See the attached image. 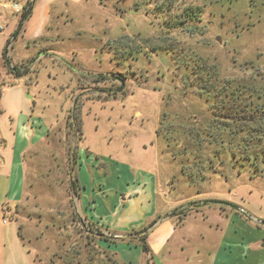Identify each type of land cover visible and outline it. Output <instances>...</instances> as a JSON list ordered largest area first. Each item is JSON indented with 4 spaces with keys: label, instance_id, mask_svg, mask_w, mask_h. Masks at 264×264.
<instances>
[{
    "label": "rangeland",
    "instance_id": "1",
    "mask_svg": "<svg viewBox=\"0 0 264 264\" xmlns=\"http://www.w3.org/2000/svg\"><path fill=\"white\" fill-rule=\"evenodd\" d=\"M49 1L39 8L34 0L17 37L19 16L0 44V264H84L91 256L112 264L94 252L83 219L121 238L102 241L118 262L153 264L149 241L161 240L166 223L180 228L198 199L237 206L251 215L243 218L250 229L264 228V162L167 128L207 122L201 88L214 93L221 82L264 76V0H61L50 2L46 28ZM36 29L46 31L43 39L26 44L22 36ZM175 210L184 213L173 217ZM18 228L26 246L15 242ZM146 230L148 253L138 238ZM198 230L177 229L184 250L168 264L190 263L202 244ZM206 239L213 258V231Z\"/></svg>",
    "mask_w": 264,
    "mask_h": 264
},
{
    "label": "trees",
    "instance_id": "2",
    "mask_svg": "<svg viewBox=\"0 0 264 264\" xmlns=\"http://www.w3.org/2000/svg\"><path fill=\"white\" fill-rule=\"evenodd\" d=\"M33 2L34 0H30L24 4L22 12L19 15L17 31L13 34L12 38L17 37L19 32L22 30L25 22L31 16L33 11ZM9 44L10 41L7 43V46L3 53L4 55L7 53V48ZM6 62L7 64H9V61L7 59ZM11 71L14 72L15 76L20 75L16 68ZM216 75L217 73H215V76H211L210 78L215 79ZM206 84L207 83L205 82L203 85L205 86ZM219 88V91L214 93L211 92V90L206 91V89L204 88L200 89L201 93L208 98L207 100H210L208 107L209 112L206 123H202L198 126L191 124L193 126L185 128V126L179 127L177 124L173 125V123L171 122V124H168L167 126L168 130L173 129L174 127L176 129L179 128L183 130V135L181 134L183 137L187 138V136L189 135H194L199 141L204 140L207 144L210 143L209 141L211 139H213L212 142L217 144H219L221 141L227 142V144H229L230 146H238V149L241 152L239 154V157L241 159L246 160L248 162H250L251 159H253L254 161L261 159L264 162V76H260V78L258 79L250 77L246 82H243L242 84H237L229 81L221 82ZM214 105H217L215 106V108L219 109L217 111H219L220 114H217V112H213L215 111L212 109ZM225 119L226 122H224ZM75 126V124H72L73 131L78 132ZM156 135L158 137L160 136V132L158 130L156 131ZM168 139L171 140L170 137L167 138V141H169ZM193 139L194 138H192L191 140ZM208 146H210V144ZM235 156L237 155L235 154ZM68 163L70 176V192L74 197H77L79 194V185L76 179V175H73L75 159H69ZM194 165V168L197 167V164L194 163ZM255 171L257 172V170ZM196 179L198 178L190 177L189 181L194 182ZM201 179L204 180L203 178ZM198 204L199 202L189 203V210L196 211L198 209L196 208ZM220 208L222 209L223 206H220ZM181 213L184 212H180V210H175L171 215L173 217H177ZM81 224L89 232H94V234L90 236L89 241L95 249L94 252L97 255L99 254L101 256H105L108 259L110 256L113 259L112 264H122L118 262L115 254L110 253L108 249H104L99 245V242L102 241L114 244L121 238L112 239L111 236H105L101 232H99V234H96V231L98 230L94 228L92 229L90 225L82 223V221ZM146 232L147 230L138 233V238L143 248V251L145 253H148L149 251L145 244V239L147 237ZM91 257L92 259H84V264H93V262L97 263L95 257Z\"/></svg>",
    "mask_w": 264,
    "mask_h": 264
},
{
    "label": "crops",
    "instance_id": "3",
    "mask_svg": "<svg viewBox=\"0 0 264 264\" xmlns=\"http://www.w3.org/2000/svg\"><path fill=\"white\" fill-rule=\"evenodd\" d=\"M25 1H27V0H25ZM42 1L43 0H35V2L38 3L39 8L41 7L39 4ZM57 1H61V0H50L49 4H48L49 6L46 7V9H47V15L45 18V23L47 22L45 24L46 28H48V25L52 21L51 20L52 19V17H51L52 3H50V2H53L55 4ZM64 1H67V0H64ZM68 1H70V3H73V2L79 3L82 0H68ZM41 5H42V3H41ZM53 8L56 10L55 7H53ZM55 14H58L57 10H56ZM14 19H15V17H13L12 15H10L8 13H2L1 14L0 20L3 21L4 23L9 22L10 25L5 24L4 32L0 34V44L5 38H7V36L12 35L13 30L10 31L9 29H11V27L13 28ZM30 23L31 22L27 23L24 34L29 33V31L32 30L31 29L32 26ZM40 30H42V29H40ZM40 30H39V32H38V30L37 31L33 30L34 32H37V36H35L33 38H28L26 40L24 39V36H22V40L26 44L35 43L37 40H42L43 35L46 31L44 30L45 32H41ZM12 40H14V39H12ZM10 48L11 47L9 44L8 49H10ZM7 56H8V52H7ZM30 130H31V133L33 134V131L31 128H30ZM76 179H77V177H76ZM204 201L202 199H198L197 201H193V202L201 203ZM223 207H224L223 209L212 210L211 212H208L209 210H204L203 209L204 207L198 208L196 211H191L190 213H188L189 215L186 218L181 219L180 228L174 227L173 224L166 223L165 224V230L163 232L161 240H159L157 243L155 242L154 244H151V242H150L151 240L149 241L150 247L152 248V250L154 252V257L152 258L153 264H168L167 260L172 261L174 259V256H176V254H177L178 248L181 250V252H183L184 247L179 244L180 241L178 242V244L175 243V237H176L175 233H177V229H181L182 227H187L189 225L194 226L196 224H198V226L203 228L202 231L198 230V240H199V242L202 241V244L201 245L198 244L197 255L192 257L189 264H243V257L242 256H244L245 259L249 258L247 264H264V228L250 229L246 225V221H245L246 219L244 220L243 218L247 217V219L250 220L251 215H245V214L241 213L239 207L233 206V205H232V207H225V206H223ZM4 214H5V210H2V215H4ZM241 215H244L245 217H243ZM213 216H214V220L212 221ZM253 220L256 223H258L257 220H255V219H253ZM81 221H82V223L92 225V226L98 228V230L101 229V230H99V232L103 233L105 236H111L112 239H119L118 237L115 238L113 235H111L107 231V229L104 228V226L102 224H100L99 222H96V224L98 225L97 226L93 222H88L85 219H83ZM165 221L166 220H164V222ZM0 226L2 229L1 223H0ZM96 228H94V229H96ZM243 229H245L244 234L247 237L249 236L248 238H246V240H244V238H243L244 237L243 232H242ZM2 231L3 230H0V233ZM212 231H213L214 238L216 240V242H215V244H216L215 245V253H214L213 258H211V253L209 254L210 249H208V246H207V245H209V243L207 242L208 239L205 240V238H207L209 233H211ZM16 233H17L16 234L17 236L15 235V240H16L15 242L21 244V246H26V242L24 241L25 239L23 240V242L19 241L21 239V237L19 235V233H20L19 230H17ZM27 243H28L27 245H31V242H29L28 240H27ZM99 245L102 248L108 249V250L111 246L110 244H106V243H102V242H99ZM203 247H204V254H203V257H200L201 252H202L201 249L203 250ZM32 248L34 250L32 255L35 257L36 256L35 252L37 253V249H34L33 246H32ZM160 254H161V257L163 256V260H160L158 258ZM252 258H254V260H251ZM34 261L35 260H33V262ZM119 262L122 263V261H119ZM125 262H127V261L125 260ZM172 264H174V262Z\"/></svg>",
    "mask_w": 264,
    "mask_h": 264
},
{
    "label": "built area",
    "instance_id": "4",
    "mask_svg": "<svg viewBox=\"0 0 264 264\" xmlns=\"http://www.w3.org/2000/svg\"><path fill=\"white\" fill-rule=\"evenodd\" d=\"M23 7L13 0H0V16L2 13H8L13 17L21 14ZM5 30V23L0 20V34Z\"/></svg>",
    "mask_w": 264,
    "mask_h": 264
},
{
    "label": "water",
    "instance_id": "5",
    "mask_svg": "<svg viewBox=\"0 0 264 264\" xmlns=\"http://www.w3.org/2000/svg\"><path fill=\"white\" fill-rule=\"evenodd\" d=\"M216 41L218 43H220V38L217 37L216 38ZM28 129V132H30V128L27 127ZM209 205H215V206H225V207H232V205L228 204V203H224V202H219V201H204V202H201L199 203L196 208H202V207H206V206H209Z\"/></svg>",
    "mask_w": 264,
    "mask_h": 264
}]
</instances>
